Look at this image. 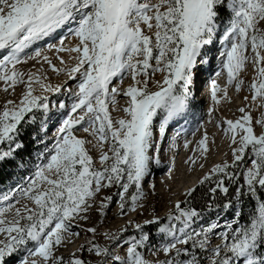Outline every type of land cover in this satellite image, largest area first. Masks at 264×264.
Masks as SVG:
<instances>
[{"label":"snow or ice","instance_id":"snow-or-ice-1","mask_svg":"<svg viewBox=\"0 0 264 264\" xmlns=\"http://www.w3.org/2000/svg\"><path fill=\"white\" fill-rule=\"evenodd\" d=\"M261 22L264 0H0V82L5 92L24 86L19 103L7 100L0 109V164L16 158L36 113L43 114L45 134L58 122L27 183L0 195V264L21 252L18 264H90L77 254L85 251L91 264H264V111L254 118L242 107L239 118L216 121L230 141L231 161L213 164L163 216L153 212L142 222L129 216L145 207L143 182L160 164L169 130L192 110L202 65L209 62L205 49L220 44L227 75L223 87L211 81L209 117L231 99L230 86L242 90L240 74L249 64L257 73L249 85L251 104L264 109ZM61 32L66 35L47 49L75 56L71 64L58 56L63 67H57L37 45ZM68 36L74 46H65ZM28 61L40 67L19 70ZM43 64L67 79L48 83ZM125 74L128 87H113ZM68 80L75 85L68 88ZM48 93H65L71 103ZM118 95L127 100L124 115L114 119L109 105L120 110ZM191 143L185 140L184 147ZM95 148L99 166L90 154ZM192 151L186 163L207 159V132ZM111 188L117 191L100 197ZM197 188L206 189L200 206L194 203ZM113 203L128 218L117 232L103 233L106 243L97 242L102 234L92 226L83 229L92 238L68 258L57 254L79 237L73 229L90 212L105 216Z\"/></svg>","mask_w":264,"mask_h":264},{"label":"rangeland","instance_id":"rangeland-1","mask_svg":"<svg viewBox=\"0 0 264 264\" xmlns=\"http://www.w3.org/2000/svg\"><path fill=\"white\" fill-rule=\"evenodd\" d=\"M259 27L264 28V22H261ZM66 35V32H61L56 34V37L51 39V40H45L42 42H39L37 47L41 48L44 54L48 55L50 59H52V62L54 65L57 67H63L61 65L60 59H58V56L60 55L63 57V59L71 64V61L67 55V52L59 53L57 54L55 50L49 51L46 47L47 44H57L61 36ZM73 39L74 42H77L75 38L68 36L66 40V44L70 39ZM65 44V45H66ZM217 47L218 49L221 50L220 44L217 42L213 46L209 47L208 49H215ZM207 50L205 49V52ZM213 54V53H211ZM220 64V61L218 62ZM37 67H40V63L37 61H28L25 64L19 65L18 68L21 71H24L25 73L29 71H35ZM42 71H45L47 77H48V83H51L52 85H57L61 84L63 81H65L66 74L60 73L57 74L52 71V69L47 65L43 64L42 66ZM219 73V75H218ZM241 79L244 80V85L242 86V90L237 92L234 86L229 87V97L231 98L229 101H223L221 105L215 106V112L211 117L208 115V109L210 107H213V103L211 101V89H210V84L212 80H215L220 87H223L226 84L227 81V75L226 72H224L219 65L216 71H214L208 79L203 81L202 86L199 88L198 92L195 90V96L196 100L194 101L193 107L191 112L187 115V119L190 123L192 122V126L189 125H184L183 130L185 132L188 130L189 127V132L184 133L183 135H180L178 142L173 146L176 148L175 150L169 149L168 147H164L163 150L161 148L160 154H163L164 151L170 150L173 151L174 155L176 156L177 154L180 156L182 154L183 158L187 155V153H191V149H186L184 150L182 147L184 145L185 140L194 139L196 138L199 134L207 132L208 133V138H209V143H210V148H211V142L215 140H219V137H224L225 134L222 131V128H218L216 126V121L221 120V119H237L241 116V113L239 112V109L244 107L246 109L250 108L251 113L254 118H259L261 116V112L264 111V109H260L259 106H253L251 104V91L249 88V85L251 84L252 80L256 78L257 73L256 70L249 64L245 70L241 72ZM160 76L157 74V79H159ZM76 81L75 80H68L67 81V87L71 88L75 85ZM131 83V80L128 78L127 74H125L123 80L120 78H114L112 82L113 87H118L121 90H124L128 87V85ZM199 86V84H196V88ZM24 91V86L23 85H17L15 87V90L13 91L12 89H9L7 92L3 90V82H0V109H2L5 105V102L7 100H13L19 103V100L23 94ZM37 91L39 89L37 88ZM50 99L52 100H65L67 103H71V101L68 99V96L65 93L61 94H53V93H48ZM247 96L249 99L246 101L244 97ZM199 98H202L201 101H198ZM235 98H241V102L235 101ZM117 105L120 106V110H112L115 106L109 105V110H110V115L114 119H118L121 116L124 115L122 108L125 106V102L127 100L126 97L122 95H118L117 98ZM43 114L42 113H36V123L34 125H28L25 130L28 132H31V136L29 137L30 140L34 142V147L32 154L25 158L24 160L15 158V159H10L12 161V164L14 163L15 166L9 165L5 168L7 174L6 178L7 180L4 183L0 184V195H3L5 193H8L10 189L16 188L18 185L24 186L27 183V177L32 175L35 171V165L40 163V160L38 159V154L42 153L44 151V148L46 146H50L53 142L52 136L53 132L55 131L56 127H58V122L56 124L50 125L47 127V133L41 132V124L43 122ZM204 123V128L202 131H198L200 124ZM191 125V123H190ZM198 131V132H197ZM260 128L259 126L256 127V132H259ZM36 135V139H33V135ZM78 135L85 137L87 139H93V137L89 136L87 133H83L82 130H80ZM37 140H43L45 143H37ZM95 142V141H94ZM192 142V141H191ZM172 147V148H173ZM105 150H107V145L105 146ZM188 150V151H187ZM214 151V148L212 149ZM228 151L230 152V155L227 160L231 161L232 155H231V147H230V141H229V148ZM90 154L93 156L94 160L97 163V166H99V149L95 148L92 149ZM21 161L23 163H21ZM20 165V166H18ZM2 164H0V170H2ZM192 168H196V165H192ZM154 167V171H151V174L145 179L143 182V187L146 193V200L143 201L145 207L142 210L140 214H135V216H132L131 218L136 220L137 222H142L145 219L151 218V215L153 212H155L156 215L163 216L170 208H172L177 200H184V193L183 191L182 194H180L177 198H175L174 192H167L166 188L163 186L161 183L160 179L167 173H162L161 174L156 173L158 165L153 164L152 168ZM177 168V163L173 166H170V170ZM151 183H157L155 186V189L151 192L149 191V187ZM165 188V189H164ZM189 188V187H188ZM116 188H111V189H103L102 192L100 193V197L104 196H109L112 195L114 192H116ZM17 199H20L19 195H17ZM118 197H114V200H118ZM23 202V201H22ZM99 203V198L97 200V205ZM183 206V205H182ZM114 212H118L117 204L113 203L111 207L108 209L107 214L105 216H102L95 211H92L89 213V219L87 221H81L80 222V227H76L73 230L75 232H79L80 235L79 237L73 238V241L71 243H67L66 246L62 247L57 253L58 255L62 254L65 258H68L71 253H73L81 244H84L86 240L92 238V234L87 233L83 229H86L88 227L95 226L99 232L102 234L101 236L97 237V242L98 243H106L107 240L103 236V233H106L110 231L113 227V224L116 220L121 219L122 216L118 214L113 215ZM231 214H227V218H230L232 216V212H228ZM125 223L122 225L124 226ZM121 226V227H122ZM121 227L111 231V232H117ZM131 232V229H129ZM78 240V243L75 244V248L71 249L73 243H75ZM218 241L214 240L213 243H217ZM126 247H124L123 252L125 251ZM78 255H83L85 259H88L91 264V260L93 259L90 254L85 251L83 253H77ZM25 253L21 252L18 255L12 256L10 259H7L5 261V264H18V261L21 257H23ZM145 257L149 260L155 259V257L152 256L151 252H145ZM206 264V262H205Z\"/></svg>","mask_w":264,"mask_h":264},{"label":"bare ground","instance_id":"bare-ground-1","mask_svg":"<svg viewBox=\"0 0 264 264\" xmlns=\"http://www.w3.org/2000/svg\"><path fill=\"white\" fill-rule=\"evenodd\" d=\"M58 42H57V44H58ZM75 43L76 42H74L73 39L71 38L65 46L66 47L74 46ZM67 55H68V57L69 56H75V53H68L67 52ZM59 57H61V56L59 55ZM198 78L200 80V85L197 87L199 90V88L203 84V80H202L203 77L200 75ZM217 84H219V83H217ZM210 89H211V84H210ZM198 90L196 92H198ZM200 99H202V98H199V100ZM235 101L241 102L242 100H241V98H235ZM199 128L200 129H198V131H200V130L202 131V129L204 128V123L201 122ZM185 130H183L182 134L186 133ZM188 130H189V127H188ZM203 134L204 133H201L196 138L190 139L192 141V143L189 145L188 148L191 149V153H189V154L187 153L185 158H183L182 154L180 156L178 154L175 156L174 153H172L173 151H170V150L164 151L163 154L159 153L160 163L164 164V165L160 166V164H159L158 168L156 169L157 170L156 173L161 174V177H162V173L168 172L167 174H165L160 179V181L163 184V186L166 188L167 192H169V193L174 192V194L176 195L175 198H177L180 194H182L183 191H185L189 186L196 183L198 178L201 177L204 174V172H207L213 166V164L224 161L230 155V152L228 151V148H229L228 138L226 136H224V137L220 136L219 140H215L214 142H211V145H212L211 151L207 154V159L206 160L201 159L196 164V168L195 169L192 168L193 166L190 165L189 163H186V161H187L189 156L196 155V152L192 151V149L197 148L198 141L202 138ZM179 137H180V135L177 137V139H174L175 144L178 142ZM170 145H171V141H168L167 144H165L163 146V148L168 147L169 149H172V150L176 149ZM209 146H210V143H209ZM182 148L184 150L188 149V148H185L184 145ZM213 148H214V151H212ZM176 163H177V168L170 170V166H173ZM199 163L205 164V167L203 170L200 169ZM151 171L152 172L154 171V167L152 168ZM156 184L157 183H154V184L151 183L150 186H154V187H149V191L152 192L155 189ZM116 214H118V212H114L113 215H116ZM135 214L136 213H129V216L132 217V216H135ZM127 218L128 217H122L121 219L116 220L113 224L112 229L108 232H111V231L121 227L125 223V220ZM76 243H78V240L75 243H73L71 249L75 248ZM124 247H126V245ZM124 247L119 250L121 253H123Z\"/></svg>","mask_w":264,"mask_h":264},{"label":"trees","instance_id":"trees-1","mask_svg":"<svg viewBox=\"0 0 264 264\" xmlns=\"http://www.w3.org/2000/svg\"><path fill=\"white\" fill-rule=\"evenodd\" d=\"M31 136V132H28L27 130H24V133L22 135V140H23V148L17 152L16 157L19 159L24 160L25 158L29 157L32 154L33 151V147H34V142L32 140L29 139V137ZM2 170H0V184L4 183L7 178L5 177L7 172L5 170V168L9 165L15 166V164H12L11 160H7L2 164ZM205 192L206 189L203 188H197L196 192L194 193V203L197 206L202 205L205 202ZM245 211H248L247 208H245ZM231 214V213H228ZM243 219V217H242Z\"/></svg>","mask_w":264,"mask_h":264}]
</instances>
